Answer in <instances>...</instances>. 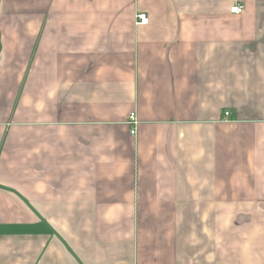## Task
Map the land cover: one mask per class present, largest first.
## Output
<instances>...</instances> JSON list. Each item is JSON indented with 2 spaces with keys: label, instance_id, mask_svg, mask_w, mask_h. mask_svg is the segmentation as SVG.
Here are the masks:
<instances>
[{
  "label": "crops",
  "instance_id": "crops-1",
  "mask_svg": "<svg viewBox=\"0 0 264 264\" xmlns=\"http://www.w3.org/2000/svg\"><path fill=\"white\" fill-rule=\"evenodd\" d=\"M0 264H264V0H0Z\"/></svg>",
  "mask_w": 264,
  "mask_h": 264
},
{
  "label": "built area",
  "instance_id": "built-area-1",
  "mask_svg": "<svg viewBox=\"0 0 264 264\" xmlns=\"http://www.w3.org/2000/svg\"><path fill=\"white\" fill-rule=\"evenodd\" d=\"M243 10V6L239 4H235L232 7H230L229 11L230 13L239 14ZM148 22V16L145 13H138L135 15L134 19V25H143ZM225 116L229 115V112L224 113ZM129 124H130V133L131 135H135L136 133V125L138 124V120L136 118V115L134 112L130 113L129 115Z\"/></svg>",
  "mask_w": 264,
  "mask_h": 264
}]
</instances>
